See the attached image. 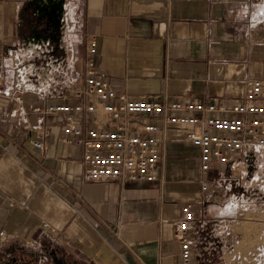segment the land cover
I'll return each instance as SVG.
<instances>
[{
    "label": "crops",
    "instance_id": "0c3cea01",
    "mask_svg": "<svg viewBox=\"0 0 264 264\" xmlns=\"http://www.w3.org/2000/svg\"><path fill=\"white\" fill-rule=\"evenodd\" d=\"M27 1L0 0L1 88L12 95H0V230L6 233L0 246L49 241L88 264H179L173 221L185 202L194 200L197 209L206 192L199 150L185 130L169 131L157 179L93 182L84 175L81 149L59 139V125L45 152L33 146L35 129L59 119L34 107L63 96L75 100L93 38L96 64L117 91L240 98L246 79L263 72L264 0H65L62 50L55 55L24 33ZM40 62L46 72L38 78ZM18 94L22 101L13 98ZM238 218L216 226L236 237ZM45 221L57 231L45 230Z\"/></svg>",
    "mask_w": 264,
    "mask_h": 264
},
{
    "label": "built area",
    "instance_id": "2783aa9c",
    "mask_svg": "<svg viewBox=\"0 0 264 264\" xmlns=\"http://www.w3.org/2000/svg\"><path fill=\"white\" fill-rule=\"evenodd\" d=\"M260 14H264L263 9ZM96 54L97 41L93 38L88 43L83 84L72 96L75 100L63 96L56 102L35 106L34 111L42 116L59 119L35 129L30 137L33 146L45 152L53 135L52 126L59 125V139L81 149L88 180L157 179L158 163L173 128H183L185 140L199 150L203 191L210 188L208 175L213 170L226 166L243 171L249 159L264 150V64L260 76L246 79V90L240 98L181 100L162 95L132 97L117 91L109 74L96 64ZM3 58L0 49V95L10 98L11 93L1 88ZM13 98L22 101L21 94ZM16 113L12 110L11 116ZM195 220V201L189 200L182 206L181 217L173 221L174 236L181 246L179 264H201L195 253ZM43 228L50 233L57 231L47 221ZM5 234L1 229L0 236Z\"/></svg>",
    "mask_w": 264,
    "mask_h": 264
},
{
    "label": "rangeland",
    "instance_id": "374dc122",
    "mask_svg": "<svg viewBox=\"0 0 264 264\" xmlns=\"http://www.w3.org/2000/svg\"><path fill=\"white\" fill-rule=\"evenodd\" d=\"M39 66L38 78L46 72L44 62ZM208 178L210 188L195 208L197 260L201 264H264V150L253 155L243 171L229 167L212 171ZM234 217L241 220L235 225L241 233L235 237L218 230L219 221L227 224Z\"/></svg>",
    "mask_w": 264,
    "mask_h": 264
},
{
    "label": "flooded vegetation",
    "instance_id": "af4514ba",
    "mask_svg": "<svg viewBox=\"0 0 264 264\" xmlns=\"http://www.w3.org/2000/svg\"><path fill=\"white\" fill-rule=\"evenodd\" d=\"M26 16L22 18L24 33L31 38L48 45L55 55L62 50L61 39L64 26L60 19L48 21L45 11L40 10L36 0L24 4ZM0 264H88L72 253L49 241L34 247L25 243L12 242L0 246Z\"/></svg>",
    "mask_w": 264,
    "mask_h": 264
},
{
    "label": "water",
    "instance_id": "95a60500",
    "mask_svg": "<svg viewBox=\"0 0 264 264\" xmlns=\"http://www.w3.org/2000/svg\"><path fill=\"white\" fill-rule=\"evenodd\" d=\"M64 2L65 0H36V5L40 10L45 11L48 21L54 22L60 19L64 26Z\"/></svg>",
    "mask_w": 264,
    "mask_h": 264
}]
</instances>
